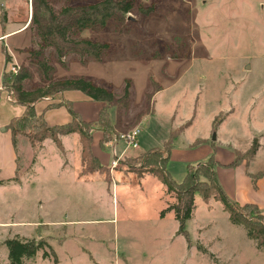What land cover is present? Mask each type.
<instances>
[{"label": "rangeland", "instance_id": "obj_1", "mask_svg": "<svg viewBox=\"0 0 264 264\" xmlns=\"http://www.w3.org/2000/svg\"><path fill=\"white\" fill-rule=\"evenodd\" d=\"M47 1L58 11L99 0ZM147 6L153 12L141 16L138 8ZM129 16L134 23L110 22L75 36L107 43L101 62L78 54L59 62L32 25L11 38L16 47L41 50L40 58L55 68L53 79L85 77L109 86L116 96L128 80L130 103L121 111L119 127L117 108L109 109V126L115 136L136 126L140 132L138 148L127 150L112 167L114 151L122 145L106 142L102 148V132L95 130L101 159L94 165L107 169L89 173L82 172L78 135L63 136L64 151L47 139L33 156L20 137L17 178L7 179L0 190V264H8L4 241L15 237L47 244L26 264H264V248L228 221L218 201L206 203L195 195L185 224L187 240L177 233L173 211L160 216L175 201L173 195L155 177L135 174L147 149L163 146L170 131L188 121L173 139L168 162L175 181L183 178L188 162L210 156L206 147L221 164L215 175L225 187L231 175H239L234 165L244 163L245 171L253 172L249 175L264 170V0H135ZM15 52L17 63H9L7 72L25 65L31 77L24 88L45 86L28 53Z\"/></svg>", "mask_w": 264, "mask_h": 264}, {"label": "trees", "instance_id": "obj_2", "mask_svg": "<svg viewBox=\"0 0 264 264\" xmlns=\"http://www.w3.org/2000/svg\"><path fill=\"white\" fill-rule=\"evenodd\" d=\"M134 2L135 0H99L84 5L69 4L56 11L47 0H30L29 25L35 27L37 35L44 45H49L54 49L59 57V62H62L60 58L68 54H78L80 57L89 56L95 61L101 62L104 54L109 50L108 44L86 38H76L75 36L84 29L105 27L110 22L116 24L134 23L135 19L129 16ZM138 12L141 16H147L153 12V8L152 6L141 7L138 8ZM25 51L28 53L29 63L38 68L46 85L33 90H26L24 81L31 77V72L29 67L25 65L18 68L16 72H7L5 67L2 73V88L8 92L9 100L24 106L23 113L12 117L6 125L16 153L19 152L17 144L20 137L27 139L30 156H33L35 150L40 148L46 139H51L60 151H64L61 136L77 134L82 142L81 153L84 166L82 172H106L105 166L94 165L97 158L91 150L93 132L98 129L101 130L102 136L98 144L102 148L116 135L114 129L109 126V109L113 106L117 108L115 125L119 127L121 111L126 109L130 103L129 81L127 80L122 95L116 96L109 89V86L95 84L85 77L53 79L52 74L55 68L47 60L40 58L41 50L27 48ZM5 56L7 65L11 62V58L7 52ZM71 89L80 90L92 100L105 102L97 119L83 120L73 110L72 103L65 100L61 94L63 91ZM43 99L55 100V102H50L46 109L64 106L71 115V120L65 124L48 125L43 114H37L35 111V104ZM189 124L190 121L178 129L170 131L163 146L148 149L143 154L145 160L142 165L135 170L138 177L146 174L152 175L165 186L167 193L173 195L175 201L167 204L160 211V216H164L168 211H173L178 223L177 233L184 235L188 240L185 224L193 215L195 195L198 194L206 203L210 199L218 201L222 210L226 212L228 221L241 225L245 229L246 236L252 239L256 246L264 248V213L253 203H239L225 195L216 180L215 167L217 162L213 154L203 161L187 163L185 174L180 181H175L171 177L168 171V162L173 139ZM254 152L255 146L251 145L249 155L252 156ZM232 163H236V156L230 164ZM263 173L264 170L249 175L253 187L255 180ZM3 244L7 248L8 264H26V261L34 259L43 246H47L43 239L35 240L26 237L9 238ZM51 252L54 254L52 250ZM43 256L44 258L48 257V253L44 252ZM54 259L56 262L55 257Z\"/></svg>", "mask_w": 264, "mask_h": 264}, {"label": "crops", "instance_id": "obj_3", "mask_svg": "<svg viewBox=\"0 0 264 264\" xmlns=\"http://www.w3.org/2000/svg\"><path fill=\"white\" fill-rule=\"evenodd\" d=\"M30 7L28 4V0H0V190L4 188V184L7 179H10V181H12L13 178H16L19 163L16 150L12 145L10 132L6 128V125L12 117L19 116L24 111V106L9 100L8 92L2 88V73L5 67H8L9 63H17L18 55L15 50H17L18 52H24V50L27 49V47L23 49L21 47H16L17 45L11 42V38L14 35L18 34L17 32L22 30L25 26L29 27L30 15L27 14H31ZM23 14H26V16H24ZM16 22H20L22 24L17 28H13L12 26ZM5 51L11 58V62H9L7 65ZM61 94L65 100H68L72 103L73 110L78 113L83 120L97 119L98 113L104 103L101 101L92 100L80 90H65ZM50 102H55V100L43 99L35 104L36 113L43 114L44 119L48 125L52 126L65 124L71 120V115L64 106L46 109V106ZM64 138L65 137L61 136L62 144ZM46 140L44 142H46ZM24 143L27 144V142ZM91 150L93 155L100 160L101 157L99 155V152L96 151L95 148L94 135L93 141L91 143ZM174 152L175 150L172 149L170 153L171 158L172 156H174ZM211 154H213L214 156L212 147L211 149L206 147V155L209 156ZM205 159L207 158L205 157L201 160H196L195 162L203 161ZM233 159L234 157L232 158V160ZM232 160L229 163H231ZM216 162L217 164L221 165L218 160H216ZM231 165L232 164H230V166ZM234 166L238 167L239 175L237 178L234 176V174L231 175L230 180L227 178L229 180L227 187H225V183H223V180L219 179L216 171V178L221 189L231 200L239 203H253L264 213V173L255 180V184L253 187L249 177V174L253 172H246L247 170L245 171L244 163H240ZM147 176L148 174L140 177V179H143ZM119 179L123 180L122 176H120ZM162 189L166 190L165 186ZM2 222H0V224H2Z\"/></svg>", "mask_w": 264, "mask_h": 264}, {"label": "built area", "instance_id": "obj_4", "mask_svg": "<svg viewBox=\"0 0 264 264\" xmlns=\"http://www.w3.org/2000/svg\"><path fill=\"white\" fill-rule=\"evenodd\" d=\"M12 71L16 72V69L12 67ZM139 132H140V127L136 126L127 131L119 133L117 136L114 137L113 140L107 142V145L109 146L119 147V144L122 145V148L120 151H117V150L114 151V154L111 160L112 167H115L120 162L121 157L127 150L138 148Z\"/></svg>", "mask_w": 264, "mask_h": 264}, {"label": "water", "instance_id": "obj_5", "mask_svg": "<svg viewBox=\"0 0 264 264\" xmlns=\"http://www.w3.org/2000/svg\"><path fill=\"white\" fill-rule=\"evenodd\" d=\"M247 66L245 65L244 68H246ZM214 139V135L212 134V140Z\"/></svg>", "mask_w": 264, "mask_h": 264}]
</instances>
